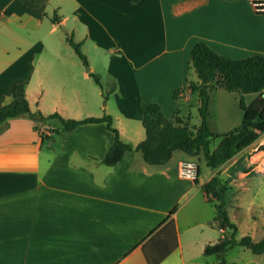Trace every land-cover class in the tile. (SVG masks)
<instances>
[{"label":"crops","instance_id":"crops-1","mask_svg":"<svg viewBox=\"0 0 264 264\" xmlns=\"http://www.w3.org/2000/svg\"><path fill=\"white\" fill-rule=\"evenodd\" d=\"M66 33L81 43L87 68ZM198 41L231 59L264 55V12H256L252 0H0V107L23 83L32 113L73 119L108 114L121 140L133 145L145 137L142 102L158 103L167 117L198 126V93L188 87L199 82L189 64ZM89 72L99 75L105 99ZM210 93L207 124L215 132ZM196 118L199 123L191 124ZM3 126L0 264H148L147 258L156 264L216 263L236 246L212 254L220 255L213 262H200L204 246L223 233L212 222L216 213L199 217L206 205L214 208L202 186L217 172L221 179L231 177L228 203L234 199L250 212L254 200L248 197L264 187L252 172L255 163L264 164V132L225 169L203 173L202 151L176 150L159 165L132 151L116 166L102 164L113 141L104 123L81 125L65 138L48 130L60 127L58 119L20 116ZM185 159L198 164L196 182L178 174ZM251 218L240 236L258 240L264 229L253 234L257 217ZM198 228H216L217 238L201 231L195 240ZM240 248L227 264H264V252Z\"/></svg>","mask_w":264,"mask_h":264},{"label":"trees","instance_id":"trees-1","mask_svg":"<svg viewBox=\"0 0 264 264\" xmlns=\"http://www.w3.org/2000/svg\"><path fill=\"white\" fill-rule=\"evenodd\" d=\"M51 20L55 22L56 16L54 15ZM66 41L82 63L88 66L87 58L81 50V43L74 41L67 33ZM189 64L199 80L197 83L190 82L188 85L191 90L198 93L200 103L198 126L189 127L178 118L167 117L158 103L142 102L140 112L145 137L133 145L121 140L118 129L113 126L112 116L108 114L100 117L73 119L64 118L57 112L47 116L39 111L32 113L26 98L25 86L23 83H17L12 87L10 102L0 107V131L4 128L3 123L20 116H29L34 122L45 118L58 119L60 127L52 129V132L64 138L81 125L104 123L107 130L113 134V141L100 160L106 166L113 167L120 164L124 154L132 151H139L147 164L159 165L167 161L174 151L180 150L188 155H197L202 151L205 164L213 170L218 169L264 132V97L262 96L264 93V55L257 53L242 59H231L220 55L207 43L198 41L191 48ZM89 76L101 89L105 99L107 92L102 89L100 77L93 72H89ZM201 80L205 83H201ZM215 88L237 93L241 110L240 123L222 133L211 132L207 124L209 92ZM252 93L256 94V97L247 104L244 101V95ZM41 137L44 138L42 134ZM210 144L215 145L211 150ZM230 179L231 177L221 179L217 172L202 186V191L206 196H213L209 200L216 210L213 222L223 230L222 236L217 241L204 246L202 254L204 256L222 254L235 246L246 248L255 255L262 254L264 234L258 240H254L247 234L237 237V225L230 220L227 211ZM147 260L148 264H156L149 258ZM212 264H227V262L221 259Z\"/></svg>","mask_w":264,"mask_h":264},{"label":"rangeland","instance_id":"rangeland-1","mask_svg":"<svg viewBox=\"0 0 264 264\" xmlns=\"http://www.w3.org/2000/svg\"><path fill=\"white\" fill-rule=\"evenodd\" d=\"M87 68V66H86ZM98 70H100L99 72L103 73V64L98 65ZM96 74V73H95ZM98 75V74H97ZM99 76V75H98ZM93 85H96L94 80H93ZM95 87V86H94ZM219 91V90H218ZM220 93V94H219ZM63 96L64 98H66V100L68 101V93L65 92ZM211 128L215 131V132H224L227 131L229 129H231V127L233 126L232 124L235 122V120H237L236 122H239L241 117V112L239 110V106H238V96L237 94H228L227 91H221L220 92H215L214 89L211 90ZM252 98H254V94H247L244 96V101L245 102H249ZM235 99V101H234ZM104 103V101H103ZM72 112V109H71ZM197 116V113L196 115ZM67 118H72V117H67ZM48 123H51L50 121ZM199 122H197V118L195 119V121H192L191 124H197ZM141 124V123H140ZM237 124V123H236ZM54 129V128H52ZM52 129L49 128L48 130L50 132H52ZM5 129L2 128L0 133H3ZM216 145V143H215ZM215 145H212L215 146ZM176 154H181L183 155L184 153L177 151L175 152ZM199 164H200V168L202 170L203 173H206L207 171H210L211 168H209L205 162L203 161V159L199 160ZM227 165H223L222 169H225ZM261 178H256L254 179V181L257 183L263 181L264 183V174H260ZM228 179V178H227ZM213 196L212 195H208L207 199L211 200ZM249 198H253L254 200V206L252 208V212H250V210H248L247 205L244 206V208H242L240 210L239 207L236 206V203L234 201V199H231V201L228 203L227 206V210H228V214L232 220V222H234L238 228V232H237V237L240 236V234L244 231L247 230V226L253 222V219L251 218V214L253 213L256 217H257V226H256V230L253 232V234L258 235L260 234L261 230L264 229V187L263 189L257 194L253 196L250 195V197H248L247 201L249 200ZM216 213V210L214 208H212L209 205H206L204 210L202 211V213L199 215V217H203V218H211V216H214V214ZM214 219V218H213ZM213 222V220H212ZM204 229V228H203ZM195 229L194 234H195V240L199 241V239L197 238L200 234L201 231H204L205 233H207L209 235V238H215L216 235H218V230L216 228H208V229ZM217 238V237H216ZM239 249H241L240 247H235L233 248L230 252L226 253V260L231 261L235 255H236V251H239ZM220 255H211V256H204L201 253L199 254V260L202 263H206V262H213L216 260V257H218ZM223 256V255H222Z\"/></svg>","mask_w":264,"mask_h":264},{"label":"built area","instance_id":"built-area-1","mask_svg":"<svg viewBox=\"0 0 264 264\" xmlns=\"http://www.w3.org/2000/svg\"><path fill=\"white\" fill-rule=\"evenodd\" d=\"M252 3L256 11L264 12V0H252ZM259 146H261V149L264 151V134L260 139ZM252 172L264 174V164L255 163L252 166ZM178 174L182 179L195 182L199 174L198 164L191 159L181 160L178 165Z\"/></svg>","mask_w":264,"mask_h":264},{"label":"water","instance_id":"water-1","mask_svg":"<svg viewBox=\"0 0 264 264\" xmlns=\"http://www.w3.org/2000/svg\"><path fill=\"white\" fill-rule=\"evenodd\" d=\"M201 83H205V81L204 80H201ZM263 97H264V93H263V95H262ZM214 194V193H213Z\"/></svg>","mask_w":264,"mask_h":264}]
</instances>
